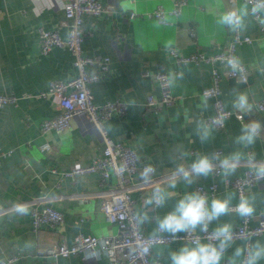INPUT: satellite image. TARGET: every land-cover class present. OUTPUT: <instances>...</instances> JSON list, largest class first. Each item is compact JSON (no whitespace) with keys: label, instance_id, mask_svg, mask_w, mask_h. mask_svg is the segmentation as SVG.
I'll return each mask as SVG.
<instances>
[{"label":"crops","instance_id":"0c3cea01","mask_svg":"<svg viewBox=\"0 0 264 264\" xmlns=\"http://www.w3.org/2000/svg\"><path fill=\"white\" fill-rule=\"evenodd\" d=\"M100 1L112 5L113 10L99 16H83L86 35L83 53L85 56L106 55L111 62L109 72L90 87L97 104L116 99L127 104L125 114L115 113L105 121L107 135L132 146L140 163L155 165L156 176H167L147 188L136 187L132 191L136 214L147 211L149 216L148 222L139 223L141 230L153 234L156 228L154 217H162L172 210L176 202L185 193L195 191L197 185L217 184V193L212 198L231 194L235 206L240 198L234 188L226 185L225 179L240 176L251 169L249 156L256 162L264 161V122L260 120V117L264 118V110L258 108L264 100V38L260 23L250 16L247 27L241 31L254 37L252 43L238 47V56L249 72L247 83L228 77L220 83L225 106L233 112H239L233 107L235 96L239 92L248 96L251 111L242 113L244 123L260 122V135L253 146L242 149L246 155L234 174L226 177L221 168L220 175L212 172L207 177L194 176L191 185L180 180L175 188L169 185L177 166L189 168L199 155H215L221 150L219 158H223L236 150L238 146L234 140L240 134L243 122L233 115L223 129L209 125L207 119L215 113L213 99L205 97L202 92L212 84V67L193 63L179 66L170 49L176 48L184 55L197 51L214 54L233 36V31L216 23L217 18L229 9L239 8L245 0L235 3L229 0H188L182 14L179 17L169 15L167 24L146 16L132 18L129 15L132 11L143 14L159 6L171 10L175 0ZM64 2L0 0V93L19 97L30 95L20 98L15 105L0 108V147L12 150L11 155L0 157V259L19 256L12 264H110L102 253L97 257L80 254L54 257L45 250L64 240L72 243L80 233L109 236L118 232L117 225L109 222L103 212L104 203L116 184L115 176L103 181L95 173L61 180L60 174L53 171L69 169L76 163L86 165L102 155L105 148L102 133L85 116L74 117L71 127L62 133L41 130L42 121L59 114L60 108L52 97L36 95L48 92L54 80H68L77 75L74 56L67 47H54L46 55L40 51V27L58 31L64 38L69 34L71 22L66 19ZM216 66L222 72L226 70L224 65ZM88 70L100 71L97 66H90ZM146 71L150 75H143ZM159 71L167 72L170 77L176 75L171 84L176 103L149 109L148 95L153 94L158 102L161 97L155 76ZM181 72L182 77L179 76ZM200 124L211 129L210 138L203 143L197 135ZM44 143L53 148L42 150ZM139 182V176L134 175L132 183ZM156 188L169 194L165 206L155 209L149 205L145 208V198ZM253 196L255 212L252 223L257 224L264 220V180H259L245 197ZM35 202L61 211L64 223L44 226L34 232L31 221ZM18 204L26 205L28 212L16 213L14 209ZM242 220L243 217L232 210L209 226L215 229L219 224L230 223L235 227ZM257 240L264 242V235L251 241ZM184 244L191 245L183 241L156 245L151 260L156 264H170L168 253ZM244 245V240L234 241L222 264H227L233 249ZM258 264H264V260Z\"/></svg>","mask_w":264,"mask_h":264},{"label":"built area","instance_id":"2783aa9c","mask_svg":"<svg viewBox=\"0 0 264 264\" xmlns=\"http://www.w3.org/2000/svg\"><path fill=\"white\" fill-rule=\"evenodd\" d=\"M235 3L237 0H229ZM254 0H248L249 9L253 6ZM188 4V0H175L174 7L171 10L159 6L153 11L146 13H138L132 11L130 17L136 18L146 16L154 18L167 24L168 16L179 17L184 7ZM63 10L66 19L71 22V27L67 37L60 35L58 31L38 29L40 51L42 54H48L54 47H67L74 56V63L77 68V75L68 80L57 79L50 83L49 91H45L36 95V97H52V100L58 104L60 113L54 117L45 119L41 123L43 132L54 131L62 133L72 125V120L77 116H85L102 133L105 142V148L102 155L94 158L91 163L82 165L74 164L71 168L54 172L60 174V179L76 178L89 174H99L103 181H107L112 176L116 178V184L110 191V196L104 203L103 212L107 220L114 223L118 227V232L109 236L78 234L72 243L64 240L50 245L45 251L54 257H70L73 255H83L84 257H97L100 253L104 254L110 264H156L151 260L152 249L156 245H167L177 241L192 243L197 237L205 243L211 240V234L214 229L208 228V232H189L179 233L175 239L168 234H163L164 239H156L153 234H147L141 230L136 217L134 208V199L132 191L136 188H147L149 185L162 181L167 176H156L157 168L151 163H140L137 151L130 145L116 141L107 135L105 129V121L113 114H125L127 104L116 99L107 101L106 103L97 104L94 101V95L91 90V84L99 82L110 70L111 58L106 55L98 54L95 56H85L83 53V42L86 35L83 30V16L95 15L99 16L113 10L112 5H105L100 0H65ZM261 16L263 13L260 14ZM258 22L257 17L253 16ZM260 23V22H259ZM260 31L264 38V24L260 23ZM254 37L244 35L241 31H233L232 39L224 47H220L214 54L207 55L201 51L192 52L188 55L181 54L176 48L170 49V54L176 59L179 66L193 63L195 65H209L212 67L211 86L205 88L202 94L205 97L213 99L215 113L207 119V123L215 128L223 129L227 120L235 115L244 123V114L233 112L225 106L222 97L221 81L224 77L236 78L240 82H247L249 72L247 67L241 62L242 71L233 73L227 67L226 61L231 56H238V47L244 43H252ZM216 65L226 66L225 71H220ZM97 66L100 71H89L88 67ZM143 75H150L148 71ZM159 83L160 100L155 99L153 94L148 95L147 106L149 109H159L161 106H172L176 103V96L173 93L172 85H168L170 75L165 71H159L155 74ZM30 95H6L0 93V108L9 104H17L20 98L29 97ZM259 110H264V100L258 104ZM243 116V120L240 116ZM53 147L49 143L41 145L42 150L49 151ZM12 154V150H4L0 147V157H7ZM221 150L216 151L215 156L220 157ZM217 165L213 171L214 175L221 174L219 160L214 161ZM151 165L155 171L151 174V179L145 182L142 174L146 166ZM138 175L139 183H132V177ZM259 180L252 174V169H247L240 176L234 178L227 177L226 185L234 188L239 198L245 197L247 191L253 188ZM217 184L209 186L197 185L196 190H200L212 198L217 193ZM65 218L61 211L52 206H39L34 203L32 209V229L39 232L44 226H58L64 223ZM234 233V241L244 240L246 244L252 238L264 235V220L257 224L252 223V215L243 217L242 222L232 227ZM144 248L149 251L145 253ZM19 256H11L0 259V264H12Z\"/></svg>","mask_w":264,"mask_h":264},{"label":"clouds","instance_id":"9594fccd","mask_svg":"<svg viewBox=\"0 0 264 264\" xmlns=\"http://www.w3.org/2000/svg\"><path fill=\"white\" fill-rule=\"evenodd\" d=\"M264 0H254L251 9L248 7V0L239 8H232L222 13L216 23L219 26L226 27L230 31H242L247 27L246 21L250 16H255L261 24H264ZM226 65L233 73L241 72V59L231 56L227 59ZM183 76V72L179 73ZM176 79L174 74L169 78L168 85L171 86ZM233 107L240 113L251 111L249 98L243 92H239L234 100ZM243 120V116H240ZM261 123L257 120H251L241 125L240 134L235 138L234 143L238 146L230 154L219 158L215 155H199L189 168L183 165L177 166L172 183V188L176 183L183 180L186 184L193 183V177H207L212 173L216 164L215 160L219 159V167L223 169L224 175L230 176L235 173L240 162L245 158L246 153L242 149L253 146L260 135ZM197 135L201 143L207 141L211 136V129L206 124H200L197 127ZM248 163L252 169V174L257 180H264V161L256 162L252 156L248 157ZM155 169L149 165L144 168L142 179L148 182L151 174ZM169 194L164 189L156 188L148 197L145 198V208L151 205L158 209L165 206ZM234 196L226 195L224 198L215 197L211 199L200 190L185 193L175 204L172 210L166 214L154 217L156 228L153 237L164 239L163 234H168L172 239L179 233L200 232L207 233L209 225L213 221H218L220 217L227 215L230 211H236L241 217H250L255 212V197H241L239 202L233 206ZM16 213L26 214L28 208L26 205L18 204L15 206ZM139 223L149 221L147 211H142L136 217ZM234 243V233L230 223L219 224L211 234V240L204 243L197 237L191 245L184 244L178 249L168 253L170 264H222L225 261L226 253L232 248ZM143 251L147 253L148 248ZM243 257V259H240ZM264 260V242L259 240L249 241L243 247H236L232 255L227 258V264H258Z\"/></svg>","mask_w":264,"mask_h":264},{"label":"water","instance_id":"95a60500","mask_svg":"<svg viewBox=\"0 0 264 264\" xmlns=\"http://www.w3.org/2000/svg\"><path fill=\"white\" fill-rule=\"evenodd\" d=\"M233 81H238L236 78H231ZM242 83H247V82H242ZM260 120H263L264 122V118L263 117H260Z\"/></svg>","mask_w":264,"mask_h":264}]
</instances>
